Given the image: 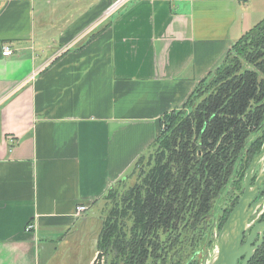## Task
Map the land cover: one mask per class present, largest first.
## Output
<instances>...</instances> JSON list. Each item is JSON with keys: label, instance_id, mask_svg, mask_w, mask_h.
<instances>
[{"label": "crops", "instance_id": "1", "mask_svg": "<svg viewBox=\"0 0 264 264\" xmlns=\"http://www.w3.org/2000/svg\"><path fill=\"white\" fill-rule=\"evenodd\" d=\"M116 1L0 0V264H93L103 198L264 20V0H130L107 15Z\"/></svg>", "mask_w": 264, "mask_h": 264}, {"label": "trees", "instance_id": "2", "mask_svg": "<svg viewBox=\"0 0 264 264\" xmlns=\"http://www.w3.org/2000/svg\"><path fill=\"white\" fill-rule=\"evenodd\" d=\"M160 123L156 141L103 198V264H201L217 202L237 166L241 186L264 146V20ZM249 264H264V243Z\"/></svg>", "mask_w": 264, "mask_h": 264}, {"label": "water", "instance_id": "3", "mask_svg": "<svg viewBox=\"0 0 264 264\" xmlns=\"http://www.w3.org/2000/svg\"><path fill=\"white\" fill-rule=\"evenodd\" d=\"M264 162V146L253 159L247 174L242 198L233 208L217 239L216 254L211 264H249L264 243V221L251 228V219L264 209V168L253 178L257 166ZM260 197V198H259ZM250 232L248 233V231ZM103 255L98 253L94 264H101Z\"/></svg>", "mask_w": 264, "mask_h": 264}, {"label": "rangeland", "instance_id": "4", "mask_svg": "<svg viewBox=\"0 0 264 264\" xmlns=\"http://www.w3.org/2000/svg\"><path fill=\"white\" fill-rule=\"evenodd\" d=\"M263 168H264V162L257 166V169L254 173V179H253L254 181L257 178L259 171ZM237 171H238V166H237V169H236L235 173L233 174L225 192L223 193L222 197L220 198V200L216 204L215 218L217 221L213 224L212 229L209 231L208 235H206L204 237V242L201 245V248L203 249L202 253H199V258H200L201 264H211L212 263V261L215 257V254H216L217 239H218L220 232H221L220 230H218L219 220L224 215L225 211H227V210L230 211L231 209L234 208V205L236 204V199H238L240 196H241L240 197V199H241L243 196L244 189H245L246 177L244 178L241 186L239 188H236L234 186V184H235V182H238ZM135 181H136V178L131 177V179H129L127 181L126 187L132 186ZM240 199H239V201H240ZM103 204H104V202L101 204V208L103 207ZM263 221H264V209L261 208L251 219V222H250L251 228H253L255 225H257ZM95 223H97V220ZM249 232H250V230L248 231V233ZM84 245L85 246L82 248L83 253L80 254V251H79V253L76 252V254L79 257H81L82 255L84 256L85 255L84 253L88 250V244L86 243ZM86 254H87V252H86ZM67 262L70 263L71 261H67ZM54 263L56 264L57 262H54ZM103 263H104V260L102 259L101 264H103ZM72 264H78V263L72 262ZM80 264H85V263L81 262Z\"/></svg>", "mask_w": 264, "mask_h": 264}, {"label": "built area", "instance_id": "5", "mask_svg": "<svg viewBox=\"0 0 264 264\" xmlns=\"http://www.w3.org/2000/svg\"><path fill=\"white\" fill-rule=\"evenodd\" d=\"M128 1H130V0H117L112 5V7L110 8V10L107 12V15L112 14L115 10L119 9L122 5H124ZM3 55L5 57H11V56H13V50L11 49V47L9 45L4 46ZM37 73H39V72H37ZM33 78H34V76L32 75L31 76V79H33ZM19 88H20V86H17L15 88V91H17ZM4 100H5V98H1L0 99V104L3 103ZM76 211H77V215L80 216L81 214H83V213H85L87 211V207H85L84 205L78 206ZM32 229H33V227L31 225H29L26 230L27 231H31Z\"/></svg>", "mask_w": 264, "mask_h": 264}, {"label": "flooded vegetation", "instance_id": "6", "mask_svg": "<svg viewBox=\"0 0 264 264\" xmlns=\"http://www.w3.org/2000/svg\"><path fill=\"white\" fill-rule=\"evenodd\" d=\"M242 262H243V260L239 261V263H238V264H242Z\"/></svg>", "mask_w": 264, "mask_h": 264}, {"label": "bare ground", "instance_id": "7", "mask_svg": "<svg viewBox=\"0 0 264 264\" xmlns=\"http://www.w3.org/2000/svg\"><path fill=\"white\" fill-rule=\"evenodd\" d=\"M86 207V206H85ZM87 210H88V208H87ZM84 214V213H83ZM82 215V214H81Z\"/></svg>", "mask_w": 264, "mask_h": 264}]
</instances>
